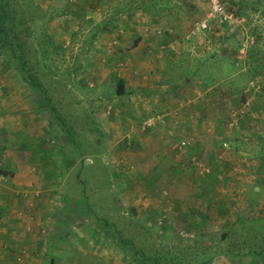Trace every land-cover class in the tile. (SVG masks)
<instances>
[{
	"label": "rangeland",
	"instance_id": "1",
	"mask_svg": "<svg viewBox=\"0 0 264 264\" xmlns=\"http://www.w3.org/2000/svg\"><path fill=\"white\" fill-rule=\"evenodd\" d=\"M75 1L0 0L27 61L0 52L8 150L21 93L55 159L0 148L23 169L0 174V229L38 264L81 243L104 252L95 264H264L234 253L264 250V0ZM99 41L114 54L95 58ZM40 165L52 182L34 188Z\"/></svg>",
	"mask_w": 264,
	"mask_h": 264
},
{
	"label": "crops",
	"instance_id": "2",
	"mask_svg": "<svg viewBox=\"0 0 264 264\" xmlns=\"http://www.w3.org/2000/svg\"><path fill=\"white\" fill-rule=\"evenodd\" d=\"M70 1H74V0H70ZM99 1H101V0H90V1H88V0H76L75 2H80V4L84 3V6L87 3H89V6L91 5L93 8H96L95 4ZM93 2H94V4H93ZM89 6H87V7H89ZM113 42L114 41H110V42L105 43L102 41V43H103L102 44L99 41L98 43H96L98 45L95 47V50H94V52H92V54H94L95 58H98V56L102 55L103 53H105L107 51H108L107 53L110 52L113 55L114 54V51H112V48L114 45V44H112ZM135 44H137V40H135L131 44L130 47H133ZM147 44L151 46V44H149V43H147ZM131 51H133V49H131ZM149 78H151V76H149ZM154 80L155 79H152V81H154ZM24 86L26 87L25 84H22V87L25 89ZM24 97H25V95L24 94L21 95V93H20V97H19L18 101L15 103V107L17 108L19 115H18V118L15 119L14 123H17V124H15L17 127L20 126V130L18 133L19 136H16V139H17L16 147H18V148H17V150H15L16 151L15 153H10L8 150L9 147H12V140L14 139V137L9 138L11 136L7 135V132H6L7 130H6L5 126H3V128H4V131H3V129L1 128L2 121L0 120V148L4 149V153H2L1 156H2V158H3V156H5V158L10 156L12 163H14L16 157H18V161H20L21 158L24 159L25 161H27V160H29V157L32 155L38 159L39 153L37 154L33 149L36 147H41L40 150H42V147H43L44 151H45L43 156H45V158L48 160V156H46L49 153V151H48L49 149H47L48 143L46 142L47 144H45V146L43 144V146H42V142L44 140L43 138L45 137V135L41 134L42 136H38L37 132H34V129L36 128V121L38 119V111H39L38 105H39V103L37 102V100L32 101L31 99L28 100L27 96L25 99H24ZM29 104H32V107H31V109L26 110L27 107L30 106ZM97 107H99V105ZM97 107H96V111H97ZM99 109L102 112L100 107H99ZM99 109H98V111H99ZM97 113H100V112H97ZM29 126H31L30 132L28 130ZM110 126H114L116 132L119 131V129H120L119 125L118 124L116 125L115 123H111ZM46 139L48 140V137H46ZM46 139H45V141H46ZM41 154H43V153H41ZM41 154H39V155H41ZM2 158H0V160H1V163H3L5 165L4 170L13 173V176L15 178L19 177L21 175V171L23 170L22 165L19 163V166L16 167V165H13L11 163L9 164L8 161L10 159L5 160ZM37 159H36V161H37ZM47 160H45V161H47ZM54 161H55V159L52 160V158H51L47 162H50L52 167L54 168V164H52V162H54ZM38 172H41V174H42L40 178H39V176L30 177L29 181L31 182L32 187L39 188V186L41 185L40 186V188H41L43 185L38 183V180H40V179H43L45 182L46 181L52 182L53 176L51 175V173H48L42 165H40ZM6 175H9V174H6ZM20 177H22V175ZM18 179L19 178H17L16 180H18ZM34 182H35V184H34ZM36 185L38 187H36ZM47 187L49 188L50 186L47 185ZM40 192H41V190H40ZM16 232H18V230L11 228V227L9 229L8 228L7 229L6 228L0 229V243L3 241V238L7 237L8 242H12L14 244V246L10 245V246H7L5 248L0 249V264H38L39 259H40V255H38L37 253H36V255L32 254L33 251H36L37 249H32V247L29 246L30 245L29 243L25 244V245H28V246H25L27 248L28 252L25 255H23V253L20 252L21 245L19 246L18 241L11 239V237L16 236V234H15ZM27 235H29V232L26 234V236ZM67 242L70 243L69 241H67ZM69 249L72 252V255H70L71 252H68V256L70 259L69 264H77V260H78V264H80L81 261H83L84 263L88 262V264H95L94 258L96 256L98 257V255L102 256V258L101 257L99 258V259H101L100 263L105 262V260L107 258V257H104V252L93 249V245H89L88 243H81V244H78L77 246H74L73 248H69ZM49 250H51V249L49 248ZM77 257H78V259H77ZM108 259L110 260L111 257L108 256ZM51 262L53 264L56 263L55 257L51 256L48 258V264H50Z\"/></svg>",
	"mask_w": 264,
	"mask_h": 264
},
{
	"label": "trees",
	"instance_id": "3",
	"mask_svg": "<svg viewBox=\"0 0 264 264\" xmlns=\"http://www.w3.org/2000/svg\"><path fill=\"white\" fill-rule=\"evenodd\" d=\"M1 10V9H0ZM12 31V33H11V35L12 36H14V37H17V30H16V28L15 27H13V26H11V27H8L7 26V24L6 23H0V52H2V49H4V48H13V47H11L8 43H7V38H6V36H7V34H8V31ZM4 40H6V41H4ZM17 46V45H16ZM17 49H15V48H13V49H10V51L12 52V54H14V56L16 57V58H18L22 63H24L25 64V66H26V64H27V61H26V59H25V54L22 52V51H16ZM27 71V70H26ZM190 76V75H189ZM189 76H187V79H189ZM32 80V82H33V80L34 79H31ZM124 92V89L122 88H120V91H119V93H123ZM4 167L5 166H1V164H0V174L1 175H5V174H11V172H8V171H6V170H4ZM84 179V178H83ZM85 180V179H84ZM84 180H79L80 182H81V190L82 191H85V188H84V186H85V181ZM113 234H115V235H119L120 234V239L119 240H121V236L124 238V236H123V234H122V232L121 231H119V232H117V233H113ZM223 236H225V235H223ZM121 242V241H120ZM122 244H123V242H122ZM235 254H237V255H242V254H256V255H261L263 258H264V250H261V249H251V248H247L244 252H242V251H236V252H234ZM133 255V254H132ZM50 264H52V262L50 263Z\"/></svg>",
	"mask_w": 264,
	"mask_h": 264
}]
</instances>
